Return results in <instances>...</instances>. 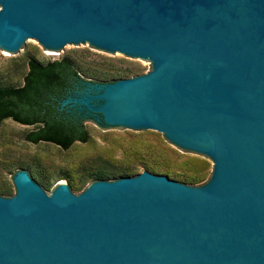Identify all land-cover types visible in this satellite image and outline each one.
Instances as JSON below:
<instances>
[{
  "label": "water",
  "instance_id": "obj_1",
  "mask_svg": "<svg viewBox=\"0 0 264 264\" xmlns=\"http://www.w3.org/2000/svg\"><path fill=\"white\" fill-rule=\"evenodd\" d=\"M30 42L151 62L61 107L159 133L213 174L198 188L145 171L47 195L20 171L0 197V264H264V0H0V46Z\"/></svg>",
  "mask_w": 264,
  "mask_h": 264
},
{
  "label": "trees",
  "instance_id": "obj_2",
  "mask_svg": "<svg viewBox=\"0 0 264 264\" xmlns=\"http://www.w3.org/2000/svg\"><path fill=\"white\" fill-rule=\"evenodd\" d=\"M76 54L72 52L70 56L45 63L28 57L21 85H0V125L11 120L33 127L25 135V141L33 145H52L62 151H69L77 144H88L90 135L85 123L91 119L72 109L61 107V102L89 81L107 84L129 79L132 75L138 76V73L127 68L113 69L109 65L111 62L103 59L98 63L86 62L85 58L90 54L87 51L79 52L78 56ZM138 153L134 151V147H127L123 151V158L133 160ZM41 166V161L36 158L30 163L18 164L16 169L25 171L44 191L51 188L56 182L54 180H66L74 194L94 182L113 181L140 174L136 167L125 161L102 156L84 163L75 178L67 170H62L51 181L52 174H47ZM10 167L5 166L3 169L7 171ZM205 170V167L200 166L191 175H184L145 167L143 172L166 176L183 185H196L204 181ZM7 193V189H0V195Z\"/></svg>",
  "mask_w": 264,
  "mask_h": 264
},
{
  "label": "rangeland",
  "instance_id": "obj_3",
  "mask_svg": "<svg viewBox=\"0 0 264 264\" xmlns=\"http://www.w3.org/2000/svg\"><path fill=\"white\" fill-rule=\"evenodd\" d=\"M81 51L90 53L85 58L86 62L98 63L101 59L107 60L111 62L109 65L113 69L127 68L138 73V76L146 75L153 69L151 62H135L124 55L110 56L91 46L52 53L38 42H30L16 55L0 46V85H21L22 77L27 70L25 62L28 57H34L45 63L70 56L72 52H76V56H78ZM134 77L137 76L132 75L129 79ZM83 86L76 89L72 95L82 91ZM85 126L90 135L89 143L86 145L77 144L69 151H62L52 145H33L26 142L25 135L32 131L33 127L23 126L11 120L4 121L0 125V189H7L8 193L2 194L0 197L8 199L16 195L13 178L16 173L21 171L16 169L18 164L30 163L36 158L41 161V167L46 173L52 174L51 181L62 170H67L75 178L84 163L90 162L98 156L125 161L136 167L139 173H142L145 167H153L159 172L168 170L176 174L191 175L200 166L205 167L204 181L196 185H188L192 188L207 184L212 177L213 162L208 157H197L183 151L159 133L138 134L98 125L92 120L86 121ZM127 147H134V151L139 152L135 159L123 158V151ZM5 166L11 167L6 171L3 169ZM54 181L56 182L52 184L51 188L45 191L47 195H50L59 183L67 184L66 180ZM91 184L75 194H81Z\"/></svg>",
  "mask_w": 264,
  "mask_h": 264
},
{
  "label": "flooded vegetation",
  "instance_id": "obj_4",
  "mask_svg": "<svg viewBox=\"0 0 264 264\" xmlns=\"http://www.w3.org/2000/svg\"><path fill=\"white\" fill-rule=\"evenodd\" d=\"M78 114H80V115H83L84 116V114H85V112L84 111H82V112H79V111H76ZM89 119H91L92 121H94V119H93V117L91 116ZM100 120H101V118H100ZM102 121V120H101ZM102 123V122H101ZM100 123V125H102Z\"/></svg>",
  "mask_w": 264,
  "mask_h": 264
}]
</instances>
